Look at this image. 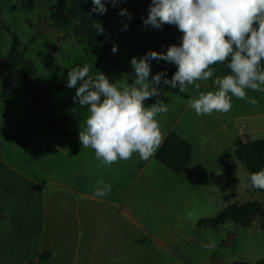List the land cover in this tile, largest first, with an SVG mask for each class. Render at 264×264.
Listing matches in <instances>:
<instances>
[{"label":"rangeland","instance_id":"1","mask_svg":"<svg viewBox=\"0 0 264 264\" xmlns=\"http://www.w3.org/2000/svg\"><path fill=\"white\" fill-rule=\"evenodd\" d=\"M63 1L68 8L89 2ZM78 25L59 0H0V264H38L46 252L49 260L39 264L264 260L261 218L247 229L233 222L218 229L199 226L201 219H213L234 203L264 206V193L248 183V172L234 153L239 138L264 140V91L246 90L258 106L232 97L229 112L197 115L188 106L189 99L198 98L194 85L183 93L158 85L159 99L168 108L157 117L162 134L175 131L193 148V165L181 176L136 153L130 160L101 166L94 150L82 148L70 124L55 129L45 118L21 141L13 139L32 95L22 92L21 67L9 61L11 37L5 28L19 37L24 58L43 79L87 65L92 76L102 72L117 85L134 83L125 47L110 39L120 63L106 62L78 35ZM225 75L214 70L212 78L197 82L199 91L217 90L214 80ZM88 115V110L81 113L79 132ZM100 179L112 186L103 198L94 196L102 187Z\"/></svg>","mask_w":264,"mask_h":264},{"label":"clouds","instance_id":"2","mask_svg":"<svg viewBox=\"0 0 264 264\" xmlns=\"http://www.w3.org/2000/svg\"><path fill=\"white\" fill-rule=\"evenodd\" d=\"M107 2L115 6L121 0ZM92 3V12H107L105 0ZM118 14L131 19L126 9ZM143 23L156 29L173 25L182 37L180 44L168 46L166 53L149 51L139 59L133 57L134 83L117 85L102 72L92 76L87 65L73 67L67 74V87L76 89L74 101L89 111L79 141L82 148L94 150L101 166L130 160L134 153L147 161L159 150L164 137L157 117L168 111L159 99L161 82L178 87L181 93L194 85L198 98L189 99L188 106L197 115L229 112L232 97L258 106L246 90L264 91V0H151ZM93 27L104 32L99 22ZM116 51L113 46L112 52ZM151 59L173 63L177 70L171 79L157 73L149 81ZM224 63L230 74L214 80L217 90L199 91L197 82L213 77L211 66ZM152 97H157L156 101L146 105ZM248 179L253 188L264 190V169L250 173ZM97 183L102 187L94 190L95 197L111 192V184L103 179Z\"/></svg>","mask_w":264,"mask_h":264},{"label":"trees","instance_id":"3","mask_svg":"<svg viewBox=\"0 0 264 264\" xmlns=\"http://www.w3.org/2000/svg\"><path fill=\"white\" fill-rule=\"evenodd\" d=\"M80 6L68 8L63 0H59L62 9L67 10L71 17L79 19L78 35L83 38L92 49L95 56L100 59L119 64L116 52H112L113 45L110 39H116L129 52L131 57L137 59L143 57L149 51L166 53L168 46L179 45L182 33L173 25H163L156 29L151 25L145 26L143 21L148 16V8L151 0H121L115 6L105 0L108 9L103 15L92 12L94 7L92 0ZM126 9L131 14L129 20L118 13ZM99 22L104 32L101 34L93 27ZM127 24L125 29L124 25ZM5 30L10 34L11 46L9 61L15 66L21 67L23 79L20 82L22 92L32 95V102L24 110L19 132L13 137L21 141L26 135L34 131L41 118L47 120L46 124L52 128H59L63 124H70L75 136L79 135L81 113L88 110L87 106H80L74 101L75 88L67 87V76L54 75L49 79L38 76L34 63L24 58L21 52L19 37L9 28ZM151 79L157 73H165L167 79H171L176 66L164 60L151 59ZM264 66V64H262ZM213 70L230 74L227 63L211 66ZM162 85L163 82H161ZM169 86V85H168ZM236 158L245 166L249 174L264 169V140H248L239 138L234 145ZM192 145L175 131L169 132L159 150L155 154V160L177 176L185 174L192 162ZM248 183H250L248 179ZM255 189V188H254ZM264 193V190L255 189ZM255 218H261L260 228L264 231V206L257 202L234 203L222 210L213 219H201L199 226L218 229L227 222H233L241 228L247 229ZM49 253L41 255L40 262L49 260ZM29 264H34L31 261ZM238 264H251L241 262ZM255 264H264L261 260Z\"/></svg>","mask_w":264,"mask_h":264},{"label":"crops","instance_id":"4","mask_svg":"<svg viewBox=\"0 0 264 264\" xmlns=\"http://www.w3.org/2000/svg\"><path fill=\"white\" fill-rule=\"evenodd\" d=\"M168 134H169V132H168L166 135H163V137H164L163 141L165 140V138L167 137ZM162 143H163V142H162ZM161 145H162V144H161ZM155 154H156V153H155ZM153 159H155V155L151 157V160H153ZM151 162H152V161H151ZM129 165H131V164H129ZM192 165H193V158H192V162H191V165H190L188 171L191 169ZM147 166H148V164H147ZM188 171H187V172H188ZM187 172H186V173H187ZM186 173H185V174H186ZM185 174H183V175H185ZM119 209H120V211H121V213H122V215H123L124 217H127V218H129V219L131 218L130 215H129V213H128L127 211L123 210L122 208H119Z\"/></svg>","mask_w":264,"mask_h":264}]
</instances>
